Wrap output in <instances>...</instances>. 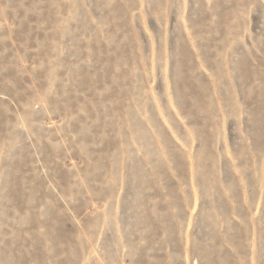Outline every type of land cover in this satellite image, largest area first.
<instances>
[{"label":"rangeland","instance_id":"1","mask_svg":"<svg viewBox=\"0 0 264 264\" xmlns=\"http://www.w3.org/2000/svg\"><path fill=\"white\" fill-rule=\"evenodd\" d=\"M0 264H264V0H0Z\"/></svg>","mask_w":264,"mask_h":264}]
</instances>
